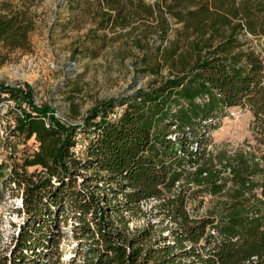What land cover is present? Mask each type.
Masks as SVG:
<instances>
[{"label": "trees", "instance_id": "1", "mask_svg": "<svg viewBox=\"0 0 264 264\" xmlns=\"http://www.w3.org/2000/svg\"><path fill=\"white\" fill-rule=\"evenodd\" d=\"M39 1L0 0L1 46L31 50ZM81 1L97 5L94 16L102 30L155 21L152 29L161 40L155 49L135 40L144 52L138 71L157 78L168 68L171 75L99 102L80 124H66L52 107L37 105L30 86L0 84V107L8 100L3 94L18 101L13 135L35 144L21 167L0 164V191L12 184L22 188L25 216L0 264H60L58 234L68 210L81 245L70 264H264V154L229 160L208 150L213 132L236 107L251 112L250 131L264 147V57L245 40L264 39V0L68 5L73 11ZM72 110L76 118L78 107ZM81 134L89 141L76 158L72 148ZM28 167L37 171L29 175ZM207 196L219 198L221 210L193 215L189 203ZM152 198L162 201L157 217L172 227L149 222L131 228L146 217L141 202Z\"/></svg>", "mask_w": 264, "mask_h": 264}, {"label": "rangeland", "instance_id": "2", "mask_svg": "<svg viewBox=\"0 0 264 264\" xmlns=\"http://www.w3.org/2000/svg\"><path fill=\"white\" fill-rule=\"evenodd\" d=\"M96 8V4L88 5L84 1L73 11L68 0H41L36 3L33 13L36 15L37 27L31 36V50L8 51L0 45V84L21 86L23 90H27L28 85L33 89L37 105L52 107L55 116L66 124H80L99 102L132 95L171 75L168 68H164L157 78L138 71L136 63L144 56V52L135 46V40L143 39V49L151 46L155 49L161 42L159 35L152 29L156 25L155 21L136 22L126 30H102L94 16ZM168 26V36L173 38L174 22L170 18ZM245 38L250 42L249 46L259 49L264 57V39H255L250 35ZM3 96L9 99V95ZM74 106L79 111L76 118L72 110ZM16 108L18 106L12 108L8 102L0 107V164L8 168L21 167L25 155L35 151L32 142L25 143L24 138L17 139L11 135L9 124L15 123L17 112L13 109ZM252 119L247 108H232L222 120L221 127L213 132L209 152L223 154L229 160L241 154L255 153L258 157L262 156L264 147L257 145L250 131ZM6 128L8 133L3 135ZM88 141L89 136L82 134L79 144L85 147ZM84 152L85 149H80L75 155L80 158ZM26 170L31 175L37 168L28 167ZM82 180L83 177H80L77 184L80 185ZM87 188L92 189L93 186ZM21 197L22 188L14 184L0 191V255H9L12 240L24 222ZM68 204H65V209H70ZM189 209L193 215H212L221 210V200L212 196L197 198L189 203ZM67 213L69 216L66 222L60 223L58 234L61 241L60 264H70L76 249L81 247L80 241L73 235L77 220L72 210ZM155 214L157 212H153ZM66 216L63 215L61 221H65ZM152 222L156 223L158 229L168 225L161 218L158 220L153 217Z\"/></svg>", "mask_w": 264, "mask_h": 264}, {"label": "built area", "instance_id": "3", "mask_svg": "<svg viewBox=\"0 0 264 264\" xmlns=\"http://www.w3.org/2000/svg\"><path fill=\"white\" fill-rule=\"evenodd\" d=\"M6 102H8V104H10V106H12V108H15V107L17 106V104H18V101H17V100H15V99H11V98H9ZM110 118H111V119H116V118H117V113H112L111 116H110ZM15 127H16V124H15V123L11 122V124H9V128H10V131H11V135H12L14 138H17L16 135H13V129H15ZM7 130H8V129L6 128V129L2 132V134H3V135H7V133H8ZM81 135H82V134H81ZM81 135H79V136L77 137L76 145L72 148V152L74 153V155H75V154H78L79 151H80V149H85V148H86V145H85V147H84V146H82V145L79 144L80 136H81ZM17 139H19V138H17ZM75 157H76V155H75ZM76 158H79V157H76ZM161 202H162V201H158V200H156V199H154V198L149 199V200H144V201H142L141 204H140V207H141L142 211L146 214V217H144L142 220H140V221H138V222H133V223H131V228H135V227H137V228L146 227V226L148 225L149 222H150L151 224L155 225L156 223H153L152 220H153V217H154V218H158L157 216L160 215V214H159V210H158L157 207L160 205ZM147 208H149V210H147ZM189 210H190V209H189ZM153 212H157V214L153 215ZM190 212H191V211H190ZM191 213H192V212H191ZM152 215H153V216H152ZM159 219H160V218H158V220H159ZM167 222H168V225H169L170 227H172V224L169 223V221H166V223H167ZM156 227H157V225H156Z\"/></svg>", "mask_w": 264, "mask_h": 264}]
</instances>
